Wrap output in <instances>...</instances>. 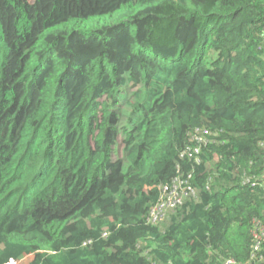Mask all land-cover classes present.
Returning <instances> with one entry per match:
<instances>
[{
    "label": "trees",
    "instance_id": "trees-1",
    "mask_svg": "<svg viewBox=\"0 0 264 264\" xmlns=\"http://www.w3.org/2000/svg\"><path fill=\"white\" fill-rule=\"evenodd\" d=\"M0 264H264V0H0Z\"/></svg>",
    "mask_w": 264,
    "mask_h": 264
},
{
    "label": "built area",
    "instance_id": "built-area-1",
    "mask_svg": "<svg viewBox=\"0 0 264 264\" xmlns=\"http://www.w3.org/2000/svg\"><path fill=\"white\" fill-rule=\"evenodd\" d=\"M180 202V200H174V202L172 203V202H170V204H174V203H179ZM165 206H164V204H162V205H160L157 209H158V211H161L163 208H164ZM156 209V210H157Z\"/></svg>",
    "mask_w": 264,
    "mask_h": 264
},
{
    "label": "rangeland",
    "instance_id": "rangeland-1",
    "mask_svg": "<svg viewBox=\"0 0 264 264\" xmlns=\"http://www.w3.org/2000/svg\"><path fill=\"white\" fill-rule=\"evenodd\" d=\"M28 1H30V2H34L35 0H28Z\"/></svg>",
    "mask_w": 264,
    "mask_h": 264
}]
</instances>
